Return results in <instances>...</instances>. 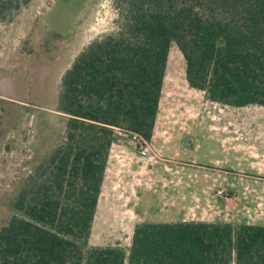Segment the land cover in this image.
Here are the masks:
<instances>
[{
  "label": "trees",
  "instance_id": "obj_1",
  "mask_svg": "<svg viewBox=\"0 0 264 264\" xmlns=\"http://www.w3.org/2000/svg\"><path fill=\"white\" fill-rule=\"evenodd\" d=\"M116 1L117 30L62 79L65 142L13 203L0 264H264V226L247 223L143 222L128 250L91 246L118 130L152 141L173 46L189 87L208 101L264 107V0ZM28 5L0 0V22Z\"/></svg>",
  "mask_w": 264,
  "mask_h": 264
},
{
  "label": "rangeland",
  "instance_id": "obj_2",
  "mask_svg": "<svg viewBox=\"0 0 264 264\" xmlns=\"http://www.w3.org/2000/svg\"><path fill=\"white\" fill-rule=\"evenodd\" d=\"M118 17L116 0H29L0 22V228L22 187L40 180V166L65 142L67 116L58 111L64 75L93 41L117 30ZM155 132L157 158H141L126 137L112 146L91 246L128 250L138 224L168 220L154 214L155 179H210L204 186L224 192L215 193L220 201L232 195L231 183L241 194L264 187L254 180L264 179V107L208 101L189 87L176 46Z\"/></svg>",
  "mask_w": 264,
  "mask_h": 264
},
{
  "label": "crops",
  "instance_id": "obj_3",
  "mask_svg": "<svg viewBox=\"0 0 264 264\" xmlns=\"http://www.w3.org/2000/svg\"><path fill=\"white\" fill-rule=\"evenodd\" d=\"M156 136L155 132L151 141L152 145L156 143ZM162 148H160V151H162ZM131 150H136L133 145ZM252 164L254 163L252 162ZM196 165L193 162L190 166L198 167ZM217 180L219 181V179ZM254 180L262 182L264 185V179ZM224 182H230V180L224 179ZM154 183L158 184V188H155L152 192L155 201L154 214L168 220L161 221L156 218L157 220L151 222L193 221L221 222L233 225L247 223L249 225L264 226V204L260 207L259 203L255 201L261 199L258 195L263 194V190H258L263 186L261 188L254 187L255 189L251 186L250 189L245 187L241 194L231 183L232 190H230V193L232 195L220 201L221 198L215 197L217 196L215 193L219 190L214 191L213 188L209 186L205 188L204 186V183H210V179H155ZM248 189L250 191L246 193Z\"/></svg>",
  "mask_w": 264,
  "mask_h": 264
},
{
  "label": "built area",
  "instance_id": "obj_4",
  "mask_svg": "<svg viewBox=\"0 0 264 264\" xmlns=\"http://www.w3.org/2000/svg\"><path fill=\"white\" fill-rule=\"evenodd\" d=\"M119 131V135L121 137H126L129 139L131 145L135 147V149L138 151L139 156L143 159L148 158H157L158 153L154 149L151 142H148L146 139H144L141 135L133 133V132H126V131ZM224 192L219 191L218 195H223ZM225 196V195H224Z\"/></svg>",
  "mask_w": 264,
  "mask_h": 264
}]
</instances>
